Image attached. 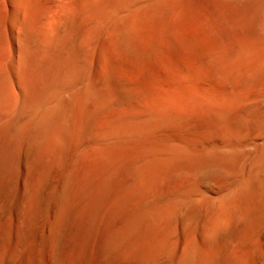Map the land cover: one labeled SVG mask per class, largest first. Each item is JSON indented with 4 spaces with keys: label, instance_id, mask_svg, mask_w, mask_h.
I'll return each instance as SVG.
<instances>
[{
    "label": "bare ground",
    "instance_id": "1",
    "mask_svg": "<svg viewBox=\"0 0 264 264\" xmlns=\"http://www.w3.org/2000/svg\"><path fill=\"white\" fill-rule=\"evenodd\" d=\"M0 264H264V0H0Z\"/></svg>",
    "mask_w": 264,
    "mask_h": 264
}]
</instances>
